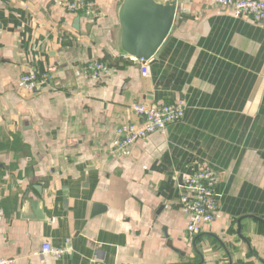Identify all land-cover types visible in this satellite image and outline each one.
Instances as JSON below:
<instances>
[{
	"label": "crops",
	"instance_id": "crops-1",
	"mask_svg": "<svg viewBox=\"0 0 264 264\" xmlns=\"http://www.w3.org/2000/svg\"><path fill=\"white\" fill-rule=\"evenodd\" d=\"M61 1L0 0V256L264 264V27L214 0H178L146 78L113 45L120 0H90L97 20ZM93 60L109 66L104 77L84 74ZM32 68L52 83L30 92L21 76ZM180 100L181 120L118 151L117 126L139 123L133 104ZM203 162L219 209L193 246L180 184ZM45 242L72 253L41 254Z\"/></svg>",
	"mask_w": 264,
	"mask_h": 264
},
{
	"label": "built area",
	"instance_id": "built-area-1",
	"mask_svg": "<svg viewBox=\"0 0 264 264\" xmlns=\"http://www.w3.org/2000/svg\"><path fill=\"white\" fill-rule=\"evenodd\" d=\"M217 4L234 9L238 17H251L264 27V0H214ZM61 6L70 13L100 18V13L94 10L90 0H62ZM137 62L136 59H133ZM109 71V66L104 61H88L83 66V72L87 76L102 78ZM142 75L146 78L152 76L148 61L141 65ZM21 81L30 92L40 91L41 87L51 84V73L40 69L27 70ZM132 110L139 118L137 122H125L117 126V149L122 151L145 140L150 134L164 133L169 125L181 120L185 114V102H156L135 103ZM220 193L218 192V176L208 162H203L192 173L184 176L180 184L179 204L188 216L187 234L196 236L202 231L203 224H211L219 209ZM5 217L0 207V225ZM72 253V249L53 246L49 242L42 245L41 254H50L61 258ZM13 260L0 256V264H12Z\"/></svg>",
	"mask_w": 264,
	"mask_h": 264
},
{
	"label": "water",
	"instance_id": "water-1",
	"mask_svg": "<svg viewBox=\"0 0 264 264\" xmlns=\"http://www.w3.org/2000/svg\"><path fill=\"white\" fill-rule=\"evenodd\" d=\"M181 7L182 3L178 0H120L114 47L121 55L136 59L140 67L146 61H158L173 30L176 12ZM197 237L193 246L196 245ZM169 244L172 245V242ZM194 249L201 256L197 247Z\"/></svg>",
	"mask_w": 264,
	"mask_h": 264
}]
</instances>
